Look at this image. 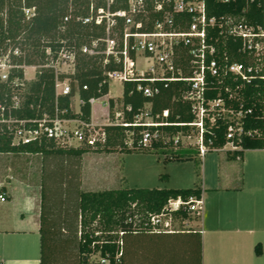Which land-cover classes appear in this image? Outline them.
Wrapping results in <instances>:
<instances>
[{
	"label": "built area",
	"instance_id": "obj_1",
	"mask_svg": "<svg viewBox=\"0 0 264 264\" xmlns=\"http://www.w3.org/2000/svg\"><path fill=\"white\" fill-rule=\"evenodd\" d=\"M98 1L92 0L88 15L68 13L63 17L62 32L73 19L83 26V31L103 30V35L91 37L79 46L75 42L69 44L62 36L59 40L42 39L41 57L27 62L26 52L19 45L9 39L0 44L1 141L11 146L51 143L64 148H97L107 142L106 127L119 126L129 134L127 144L131 147L134 135L137 147L152 146L160 140L175 141L177 145L185 139L193 141L187 147L195 148L199 157L209 151L237 150L245 137L256 135L264 142V0L261 24L247 20L246 9L242 14L209 16L206 0H124L125 6L115 9L111 6L117 0H104L106 7L97 6ZM22 11L25 19L30 20L36 14V7L24 5ZM228 41L237 44L236 50L228 49ZM79 53L98 59L105 77L103 82L109 88L115 81L122 85L135 82V91L147 101L137 108L132 121L125 119V113L132 112L133 106L124 104V91L119 103L115 101L112 105L110 100L105 101L108 111L103 123L71 116L79 114L84 103L80 97L81 87L74 78ZM109 66L113 68H107ZM28 68L34 71V80L44 70L53 71L52 109L27 103L28 82L33 81L26 77ZM251 84L259 87L261 95L259 128L249 126L248 122L254 106L246 104L245 94ZM172 86V101L177 99L189 104L191 122L169 121L170 107L154 113L153 100ZM82 89H88V85H82ZM60 97H69L68 107L60 106ZM74 98L79 105L78 112L72 108ZM98 98L90 97V106ZM28 108L36 109L35 116L25 114ZM220 124L225 126V142L215 147L213 138L206 133L215 135L212 128ZM167 125L190 128L171 135L160 129ZM136 205L133 203L126 213V222L143 223L150 231H172L176 212L182 210L200 216L203 210L201 198L177 197L169 199L160 212H147L143 218L133 211ZM117 233L121 236L123 231L117 230ZM95 235H102L98 241L102 244L107 241L104 235L110 234L97 230ZM117 243L122 245V240ZM96 253H99L98 264H120L121 251L115 254L114 262L108 253L101 256L100 251L91 254L90 259Z\"/></svg>",
	"mask_w": 264,
	"mask_h": 264
},
{
	"label": "trees",
	"instance_id": "obj_2",
	"mask_svg": "<svg viewBox=\"0 0 264 264\" xmlns=\"http://www.w3.org/2000/svg\"><path fill=\"white\" fill-rule=\"evenodd\" d=\"M92 0H15L12 3L7 0L8 9L6 18L0 17V44L9 39L15 45L26 50L27 62H34L41 57L40 46L42 39L54 40L56 36H63L69 40V44L76 43L79 46L88 42L91 37L103 35V30L83 31V26L74 19L68 22L65 34L60 27L63 17L72 13L75 16H85L90 12ZM3 1H0V6ZM35 6L36 14L30 20H26L22 11L23 6ZM209 16L219 18L225 14H242L246 9V19L254 24L263 21L262 0H231L227 3L219 0H206ZM97 6L106 7V2L100 0ZM124 0H117L112 9L124 7ZM229 50H236L237 44L227 42ZM78 57L77 68L74 78L78 80L80 97L84 103L80 107L79 114H71L82 119L89 120L91 106L88 99L92 96L100 97L108 93L109 87L103 82L101 65L97 58L82 54ZM107 68H113L109 66ZM63 78V76H61ZM87 84L88 89H82ZM74 85V84H72ZM74 87V86H73ZM30 93L27 95V103L40 105L48 110L52 109L55 100L54 73L44 70L29 86ZM133 91V93H130ZM1 92V83H0ZM174 94L172 89L165 90L162 96L153 100V111L156 113L161 108L170 107L171 122H191L193 115L189 111V104L180 100L172 101ZM215 94V93H214ZM213 96V95H211ZM245 98L247 105H253L254 111L249 118V126L261 127V104L259 87L251 84L246 89ZM60 106L68 107L69 97H60ZM124 104H132L133 111L125 113L128 122L138 107L147 101L143 95L135 91V82L124 84ZM26 115L35 116L36 109L28 108ZM133 128V127H131ZM190 127L179 125H167L161 130L171 135L178 131H186ZM109 140L112 136H123L124 129L119 126H107ZM137 129V128H135ZM215 135L206 133L207 137L213 138V145L221 147L225 142V126L220 124L218 128H212ZM211 130V131H212ZM137 134V132H135ZM134 144L131 149H146L165 155L167 160H188L195 158L197 150L193 147H182L173 144V141L164 143L162 140L148 147H137V137L133 136ZM264 148V142L258 136L245 137L241 148L226 152L233 155L240 154L244 149ZM130 150V148H127ZM88 150L85 148L57 147L51 143L40 146L24 145L11 146L0 140V152L30 153L40 156V191H41V214H40V262L39 264H98L90 259L91 254L100 251L101 256L109 254L111 262L114 256L121 251L122 246L117 243L128 233L147 231L143 223L134 225L126 222V213L133 203L143 204L147 212L158 213L171 198L181 197L188 200L190 197L201 198L202 190L199 184L188 188H146V187H118L104 190H83L81 188V165L83 155ZM174 217L185 220L191 215L187 211H179ZM99 221L101 230H120L123 234L106 238L99 244L101 236H96V227L93 224ZM103 232V231H102ZM103 234V233H102ZM120 263L122 255L120 256Z\"/></svg>",
	"mask_w": 264,
	"mask_h": 264
},
{
	"label": "crops",
	"instance_id": "obj_3",
	"mask_svg": "<svg viewBox=\"0 0 264 264\" xmlns=\"http://www.w3.org/2000/svg\"><path fill=\"white\" fill-rule=\"evenodd\" d=\"M117 99L122 95L107 98L112 105ZM226 151H217L224 155L210 178L200 157L203 210L197 220L172 231L126 234L120 264H264V148L236 156ZM40 167L38 155L0 152V264L40 262Z\"/></svg>",
	"mask_w": 264,
	"mask_h": 264
},
{
	"label": "rangeland",
	"instance_id": "obj_4",
	"mask_svg": "<svg viewBox=\"0 0 264 264\" xmlns=\"http://www.w3.org/2000/svg\"><path fill=\"white\" fill-rule=\"evenodd\" d=\"M3 1L0 6V17L6 18L8 4L7 0ZM14 3L15 0H10ZM65 34V31L62 32ZM63 37V36H62ZM54 39L59 40L60 36ZM50 40V39H48ZM26 52V50H24ZM80 58L83 57L79 53ZM142 66V61H140ZM144 67V66H143ZM35 76L31 68L26 70V77L33 79ZM36 80L28 82L29 86L33 85ZM122 87L118 81L112 83L106 95L99 97L92 105V118L95 123L99 121H106V103L107 98L113 96H121ZM113 101V100H112ZM119 103L120 100L117 99ZM114 103V101H113ZM78 107L77 99H72V108L74 111ZM129 134L122 136H112L107 142L98 146L97 148H88V151L83 155L81 165V188L84 190H104L107 188H115L118 183L122 182L123 187H146V188H188L193 187L194 184H202V163L203 160L196 154L195 158L188 160H167L165 155L153 152L146 149H131L127 144L129 141ZM168 143V141H165ZM193 141H180V146L187 147ZM175 143V141H174ZM173 143V144H174ZM130 148V150H127ZM113 153V154H112ZM223 152L209 151L205 155L206 170L205 173L210 178L214 171V164ZM214 155V156H213ZM213 158V159H212ZM134 212H139L145 218L147 211L143 204H137L133 208ZM190 219H179L173 216L172 227L180 228L185 221L191 222L197 220L198 216L190 214ZM99 230L112 236H117L116 232L111 233L108 230H101L102 225L99 221L93 224ZM92 261H99V253H96Z\"/></svg>",
	"mask_w": 264,
	"mask_h": 264
}]
</instances>
